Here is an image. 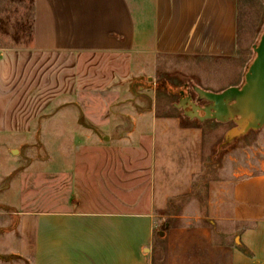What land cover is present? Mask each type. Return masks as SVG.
Segmentation results:
<instances>
[{
  "label": "crops",
  "instance_id": "obj_1",
  "mask_svg": "<svg viewBox=\"0 0 264 264\" xmlns=\"http://www.w3.org/2000/svg\"><path fill=\"white\" fill-rule=\"evenodd\" d=\"M29 51L61 60L91 56L127 61L126 67L111 70L112 77L123 76V93L126 77L152 81L163 58L219 61L227 69L217 72L221 79L212 90L241 86L246 74L240 64L241 0H34ZM15 53L0 47V59ZM169 90L172 97L177 93ZM182 90L188 91V84L178 92L174 105L179 114L157 115L150 105L137 111L139 104L123 100V108L136 110L117 115L130 126L106 135L100 126L83 127L73 115L42 117L40 138L57 139L52 162L48 149L44 159L15 155L22 146L14 140L37 135L26 126L32 124L30 120L12 113L13 107L24 106L16 102L24 97L1 91L0 75V186L25 160H31L28 173L47 177L49 171L55 172L58 182L77 176V166H123V199L118 198L122 192L111 193L115 199L110 195L83 206L75 198L77 190L67 186L57 194L71 198H56L51 202L54 209L32 216V264H153L156 220L166 217L167 203L190 195L204 166V121L190 116L191 91L184 95ZM112 120L111 114L101 119L102 123ZM50 121L58 126L47 127ZM79 138H86L84 145L73 141ZM20 182L22 186L23 177H15L0 191V201L8 193L11 196ZM231 202L221 215H211L215 227L201 230L199 246L204 249L197 252L192 243L188 251L192 244H185L183 258L175 253L174 264H264V162L260 173L233 184Z\"/></svg>",
  "mask_w": 264,
  "mask_h": 264
},
{
  "label": "rangeland",
  "instance_id": "obj_2",
  "mask_svg": "<svg viewBox=\"0 0 264 264\" xmlns=\"http://www.w3.org/2000/svg\"><path fill=\"white\" fill-rule=\"evenodd\" d=\"M33 12L34 0L0 1V47L16 52L15 56L0 59L1 91L9 94L10 90L12 96L24 97V100L19 98L16 101L24 103V106L13 107L12 113L30 120L32 124L27 123L26 126L32 127L37 135L35 138L14 140L16 146H22L21 149L17 147L20 150L15 152L17 156L23 154L34 159H44L48 156V149V157H53L50 161L54 162L57 139L40 138L39 135L44 121L40 125L41 118L44 116L47 118L59 114L66 118L73 115L80 118L83 127L95 130L100 126L102 133L106 135L114 130L123 131L130 126L129 122H123V118L117 116H123L126 111L135 113L136 110H146L150 105L157 115L179 114L174 105L178 104V92L183 85L188 84L194 98L197 97L194 86L215 93L223 91L210 89L216 80L221 79L217 72L227 69L219 61L163 58L157 63L152 81L148 77L134 81V75L128 76L124 81L126 84L123 93V76L112 77L111 70L126 67L127 61L91 56L81 57L79 60H61L30 53L33 45ZM263 31L264 0H241L240 64L244 74L255 58L253 47L258 44ZM171 88L177 92L173 97L169 90ZM126 99L139 104L134 108L136 110L131 107L123 108V100ZM110 103L111 107L108 106ZM110 114L113 115L112 122L102 123L101 119ZM21 125L25 126V123ZM50 126L56 128L58 123L50 121L47 127ZM203 126L204 166L193 180L190 195L167 203L163 211L166 217L156 220L151 247L153 264H174L175 253L183 258L185 244L193 243L197 246V252L203 250L204 247L199 246L201 230L215 227L216 221L210 219L211 215L217 216L224 208L231 206L233 184L243 177L262 171L264 127L249 132L220 150L226 133L235 127L234 122L208 120L204 121ZM68 129H72L70 124ZM51 135H54L53 131ZM85 140L86 138H79L73 141L77 145H84ZM68 141L72 142V139ZM30 162L31 160H25L23 166L0 186V191H3L15 177H23L22 186L20 182L11 196L8 193L4 197L6 200L3 198L0 201V264H32V216L47 208L54 209L56 204L51 202L56 198H71L58 195L57 190L61 192L67 186H72L78 192L75 198L83 206L111 196L115 199L111 193L122 192L118 198L123 199V166H77V176L75 174L58 182L55 172L49 171L47 177H43L44 173H28ZM51 167L55 168L48 166ZM20 170L24 173H19ZM36 171L38 173L40 170ZM3 208H10L15 212L10 213ZM193 244L187 245L188 251Z\"/></svg>",
  "mask_w": 264,
  "mask_h": 264
},
{
  "label": "water",
  "instance_id": "obj_3",
  "mask_svg": "<svg viewBox=\"0 0 264 264\" xmlns=\"http://www.w3.org/2000/svg\"><path fill=\"white\" fill-rule=\"evenodd\" d=\"M255 58L249 66L241 86L215 93L194 86L197 99L188 95L191 115L220 123L234 122L220 145V150L232 145L238 138L264 127V31L253 47ZM199 103H203L201 107ZM185 108V106H184ZM205 113L204 116L200 112Z\"/></svg>",
  "mask_w": 264,
  "mask_h": 264
},
{
  "label": "flooded vegetation",
  "instance_id": "obj_4",
  "mask_svg": "<svg viewBox=\"0 0 264 264\" xmlns=\"http://www.w3.org/2000/svg\"><path fill=\"white\" fill-rule=\"evenodd\" d=\"M187 92H188V93L190 92L189 89H188V91H187V90H184V91L182 90V93H184V95H187ZM189 95H191V96L193 97V99H197V97L194 98V96H193L194 94H193V93L190 92ZM187 96H188V95H187ZM199 104H200L201 107L203 106V103H199ZM190 109H191V107H190ZM200 115H201V116H204L205 113H204L203 111H201V112H200Z\"/></svg>",
  "mask_w": 264,
  "mask_h": 264
},
{
  "label": "trees",
  "instance_id": "obj_5",
  "mask_svg": "<svg viewBox=\"0 0 264 264\" xmlns=\"http://www.w3.org/2000/svg\"><path fill=\"white\" fill-rule=\"evenodd\" d=\"M1 1V0H0ZM3 209H5L6 211H8V212H13V210H11L10 208H3Z\"/></svg>",
  "mask_w": 264,
  "mask_h": 264
}]
</instances>
